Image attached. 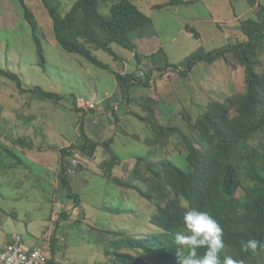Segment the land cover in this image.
Segmentation results:
<instances>
[{
  "label": "rangeland",
  "instance_id": "1",
  "mask_svg": "<svg viewBox=\"0 0 264 264\" xmlns=\"http://www.w3.org/2000/svg\"><path fill=\"white\" fill-rule=\"evenodd\" d=\"M24 1L39 22L46 65L41 66L37 44L25 20L21 0H0V66L17 74L23 88L31 90L38 86L58 93L64 99L60 103L40 100L36 94L21 91L7 78L0 82V137L24 162L20 165L6 152L0 154V250L13 233H20L26 241L38 242L45 235L53 237L57 231L60 245L65 246L57 256L59 264H110L112 257L99 250L97 241L120 239L106 235L105 230H122L133 236L151 231L143 222V215L151 216L150 209L139 204L142 201L133 202L131 193L119 196L121 188L109 183L99 171L100 167L93 164L92 170L72 177L73 191L81 199L76 207L75 201L68 198L67 191L62 188L61 151L56 149L77 144L79 128L84 123L96 140L115 138L112 150L122 161L116 167L115 175L127 179L137 158L145 157L150 151L144 141L151 135V130L130 114L142 111L136 102L130 103L118 96L103 98L105 92L115 89L116 78L61 47L42 0ZM116 1L99 0L100 13L110 17L111 5ZM130 1L153 21L152 31L145 37L133 34L137 47L150 52L149 57L157 49V60L167 56L172 64L181 63L201 46L214 51L227 46L230 41L236 43L244 39L239 25L255 17L258 9L252 8L248 0H187L189 4L176 6H166L169 0ZM256 1L257 5L264 4V0ZM73 2L64 1V12ZM160 5L164 7L156 8ZM187 26L198 29L202 37L200 35L198 39L194 33L188 35ZM114 49L119 54L128 51L118 45H114ZM95 52L98 59L118 72L121 65L115 64L111 55L103 50ZM262 59L264 61V52ZM229 63L225 60L212 65L201 63L188 78L167 79L168 86L163 88L162 97L157 93L156 83L150 87L151 95L158 101L156 108L160 123L186 129L185 113H189L193 120L197 119L212 101L224 102L230 95L244 93L245 69L238 66L232 55ZM152 64V60H148L139 68L146 73ZM94 94L104 102L95 113L85 118L75 110L72 97L90 98ZM115 97H118L115 99L117 102L107 103ZM105 105L109 110L101 113ZM115 107L122 113L123 119L119 124L113 117ZM123 112L126 114L124 117ZM95 120H100L96 132L92 127ZM27 136L25 155L21 153L23 144H16L13 140ZM176 143L178 140H171L169 154H165L171 159L181 158L184 150ZM104 151L102 148L101 153ZM88 161L85 163L87 166L92 162ZM107 208H124L126 213L113 215ZM151 208L154 209L153 204ZM135 209L140 216L135 214ZM67 212L70 217L62 220V214ZM258 258V264H264V247Z\"/></svg>",
  "mask_w": 264,
  "mask_h": 264
},
{
  "label": "trees",
  "instance_id": "2",
  "mask_svg": "<svg viewBox=\"0 0 264 264\" xmlns=\"http://www.w3.org/2000/svg\"><path fill=\"white\" fill-rule=\"evenodd\" d=\"M64 1L42 0L52 20L57 42L65 51L113 73L123 99L128 102L132 101L131 91L135 87L150 88L152 80H155L157 93L162 97L163 88L168 86V82L167 79L158 78H164L169 68L181 70L179 76L188 78L201 63L212 65L225 60L230 65L229 57L232 55L238 61V66L245 69L246 91L230 95L224 102L212 101L197 119L193 120L189 113H185L186 129L160 123L156 108L158 101L152 95L136 100L142 111L129 113L150 128L151 135L144 141L150 151L145 157L137 158L127 179L115 175L116 167L122 163L120 156L112 150L115 138L97 141L87 132L84 123L80 125L77 144L56 149L61 151L62 157V188L67 191V197L75 201L76 207L81 199L73 191L72 177L84 171L85 164L75 168L73 174L69 171L66 157L72 149H79L88 160H93L101 147L110 155L100 164L103 177L121 188L119 196L131 193L142 201L139 204L150 209L151 216L143 215V222L151 231L133 236L122 230H105L106 235L120 239L107 242L98 240L96 245L99 250L112 257L110 264H175L177 254H186V250L175 243V234L184 228V213L195 209L209 213L223 229L225 249L220 254L221 264L225 255L243 260L244 264H258V256L264 247V4L257 5L256 0H248L252 8L258 9L255 17L239 25L245 37L243 40L236 43L230 41L227 46L214 51L201 46L181 63L172 64L167 56L158 61L157 53L145 57L137 52L133 34L145 37L146 33L152 31L153 21L130 0L114 2L110 17L100 13L99 0H74L66 12ZM21 4L37 44L41 66L45 67L39 22L24 0H21ZM180 4L189 2L169 0L166 6ZM163 7L160 5L156 8ZM186 30L200 39V34L194 28L187 26ZM114 45L134 52L141 65L144 59L152 60L154 66L145 73L146 79L139 77V72L123 74L113 71L98 59L95 50H103L115 60H121ZM3 78L15 82L25 93L36 94L40 100L60 103L64 99L62 95L38 86L31 90L23 88L17 74L0 66V82ZM77 98L76 95L72 97L75 110L83 117L97 111H82L77 106ZM113 115L116 119L115 110ZM28 139V136L17 138L16 144L26 146ZM173 139L178 140V148H184L181 158L171 159L165 155L169 154ZM3 151L20 165L24 164L0 137V154ZM106 210L113 215L126 213L124 208ZM135 214L140 216L136 209ZM69 217L67 212L62 214L61 219L67 220ZM250 239L257 240L260 246L254 252L243 251L241 242ZM59 240L56 231L50 240L52 260L48 264H59L57 256L65 249ZM197 251L203 255L205 249Z\"/></svg>",
  "mask_w": 264,
  "mask_h": 264
},
{
  "label": "clouds",
  "instance_id": "3",
  "mask_svg": "<svg viewBox=\"0 0 264 264\" xmlns=\"http://www.w3.org/2000/svg\"><path fill=\"white\" fill-rule=\"evenodd\" d=\"M141 72V71H140ZM184 228L175 234V243L186 250V254H177L175 264H221L220 254L225 249L223 229L207 212L195 209L183 215ZM260 243L255 239L241 242L243 251H256ZM204 248L203 255L198 249ZM222 264H244L243 260L225 255Z\"/></svg>",
  "mask_w": 264,
  "mask_h": 264
},
{
  "label": "built area",
  "instance_id": "4",
  "mask_svg": "<svg viewBox=\"0 0 264 264\" xmlns=\"http://www.w3.org/2000/svg\"><path fill=\"white\" fill-rule=\"evenodd\" d=\"M193 36V34H192ZM179 69L169 68L165 74V79H175L180 74ZM139 77H146V74L141 71ZM155 83L152 82V85ZM103 98L94 94L90 98H77V106L82 111L98 110L103 104ZM118 111V107H115ZM115 110V111H116ZM66 161L69 164V171L75 173V168L88 163V159L79 149H72ZM57 220V218H54ZM52 236V235H51ZM50 235L44 236L41 240L26 241L20 233H13L6 245L0 250V264H48L52 260L50 251Z\"/></svg>",
  "mask_w": 264,
  "mask_h": 264
},
{
  "label": "crops",
  "instance_id": "5",
  "mask_svg": "<svg viewBox=\"0 0 264 264\" xmlns=\"http://www.w3.org/2000/svg\"><path fill=\"white\" fill-rule=\"evenodd\" d=\"M185 1H187V0H185ZM188 2V1H187ZM194 29H196V28H194ZM197 31H198V33L201 35V37H202V33L198 30V29H196ZM188 32V31H187ZM189 33H192V32H188V35H189ZM245 38V37H244ZM243 40V39H242ZM134 43H135V41H134ZM136 44V43H135ZM229 44V43H228ZM136 46H137V44H136ZM161 47V46H160ZM113 48H114V46H113ZM115 50V49H114ZM147 51H151V50H147ZM156 51H157V49H155L153 52H151L152 54L151 55H153V54H155L156 53ZM116 52V51H115ZM137 52L139 53V54H141L142 56H145V57H149V53L150 52H143L142 50H140V48H138L137 47ZM117 53V52H116ZM95 54H96V52H95ZM120 57H121V60H114V63L115 64H117L118 66H119V64L121 65V67L119 68V70H118V72L119 73H123V74H130V73H137V72H140V71H143V69H140L139 67L140 66H142L141 64H139V62H138V60L136 59V57H135V53L134 52H131V51H126V53L124 54V53H121V54H119V53H117ZM170 61V60H169ZM145 62H148V60L147 59H144L143 60V63H145ZM172 63V62H171ZM154 65L152 64L151 65V67H153ZM111 67V66H110ZM111 69L113 70V71H116L117 72V70H114L112 67H111ZM109 72V71H108ZM111 73V72H110ZM113 76H114V74L113 73H111ZM192 74V73H191ZM115 77V76H114ZM158 79H165V78H158ZM116 80V79H115ZM152 82H154V83H156L155 82V80H152ZM151 87H153V85H152V83H151ZM104 97L103 98H105V97H110V96H118V97H123L122 96V94L120 93V89H119V85H118V82H117V80H116V87H115V89H113V91H107V92H105L104 94ZM151 95V92L149 91V88H145V87H139V86H137V87H135L132 91H131V97H130V99L132 100L130 103H132V102H135L136 100H138V99H141L142 97H148V96H150ZM118 97H115V98H113V99H110L111 101H113V102H117L116 100L118 99ZM116 99V100H115ZM130 103H127V105L129 106L130 105ZM110 108V107H109ZM105 110H106V112L109 110V109H107V107H106V105L103 107L102 106V110H101V113H105ZM116 112V111H115ZM127 112V111H126ZM118 113V114H117ZM116 114H117V116H116V119H115V117H114V115H113V117H114V121H115V123L116 124H119L121 121H122V116H121V111L119 112H117ZM128 113V112H127ZM126 114H125V112H123V117L125 116ZM138 120V119H137ZM99 122H100V120H95L94 122H93V125H92V127L95 129V131L94 132H96V130L98 129V125H99ZM87 129V128H86ZM87 132L90 134V136L91 137H93L92 135H91V132H89L88 130H87ZM102 132V131H101ZM100 132V133H101ZM95 139V138H94ZM17 140V139H16ZM16 140H13V142L14 143H16ZM96 140V139H95ZM97 141H100V142H104V141H106V140H97ZM3 143L5 144V142L3 141ZM21 148H23L22 149V154H25V155H27V153H25V152H23V151H27L26 149V147L25 146H21ZM62 148V147H61ZM101 147L98 149V152L96 153V156L94 157V159L93 160H91L92 162H90L89 164H88V166H87V164H85V169H84V171L82 170V172L80 171V175H81V173H83V172H86V171H90V170H92V168H93V166H95V167H100L101 168V166H100V164H99V162H104V161H106L109 157H110V155H109V153L107 152V151H104L103 153H101ZM14 151V150H13ZM17 154V153H16ZM18 155V154H17ZM24 156V155H23ZM60 160L62 161V157L60 158ZM99 160V161H98ZM89 162V161H88ZM92 164H93V166H92ZM94 167V168H95ZM100 168H99V171L101 172V170H100ZM26 179V177L24 178V179H22V181H24ZM73 179V178H72ZM77 181H81L80 179H77ZM72 187H73V185H72ZM73 190H74V188H73ZM75 192V191H74ZM76 193V192H75ZM132 201L133 202H139V201H141L138 197H136V196H133L132 197ZM47 234V233H46ZM46 236V235H45ZM8 242V241H7ZM3 248V247H2ZM1 248V249H2Z\"/></svg>",
  "mask_w": 264,
  "mask_h": 264
}]
</instances>
